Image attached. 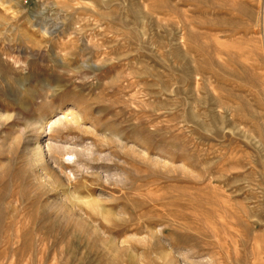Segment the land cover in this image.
<instances>
[{"label": "rangeland", "instance_id": "rangeland-1", "mask_svg": "<svg viewBox=\"0 0 264 264\" xmlns=\"http://www.w3.org/2000/svg\"><path fill=\"white\" fill-rule=\"evenodd\" d=\"M0 264H264V0H0Z\"/></svg>", "mask_w": 264, "mask_h": 264}]
</instances>
